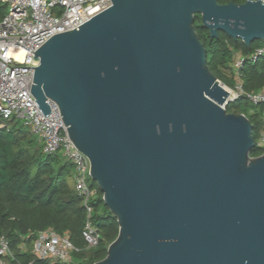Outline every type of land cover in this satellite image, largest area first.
Segmentation results:
<instances>
[{
    "label": "water",
    "instance_id": "95a60500",
    "mask_svg": "<svg viewBox=\"0 0 264 264\" xmlns=\"http://www.w3.org/2000/svg\"><path fill=\"white\" fill-rule=\"evenodd\" d=\"M35 54L32 95L59 107L68 137L120 226L96 264H264V154L252 125L223 107L194 28L247 48L264 41V5L111 0Z\"/></svg>",
    "mask_w": 264,
    "mask_h": 264
},
{
    "label": "trees",
    "instance_id": "16d2710c",
    "mask_svg": "<svg viewBox=\"0 0 264 264\" xmlns=\"http://www.w3.org/2000/svg\"><path fill=\"white\" fill-rule=\"evenodd\" d=\"M231 2L240 5L245 0H218L221 5ZM7 11L8 4L0 2V20ZM194 28L206 50L208 69L228 88L235 83L232 64L236 55L247 58L255 48L264 46V41H260L249 49L241 40L224 32L212 38L200 15L195 16ZM240 76L246 93L264 90V57L254 62L246 59ZM225 109L228 114L244 115L249 120L257 142L264 128V105H253L241 97ZM263 154L264 150L255 146L250 158L256 159ZM90 187L95 195L88 220L83 200L75 189L73 165L60 151L45 154L42 144L20 122H6L5 128L0 129V237H5L9 243L7 264H96L103 261L109 246L118 238L120 226L92 179ZM87 222L97 230L100 238L95 248L88 247L83 235ZM48 229L68 236L76 248L71 263L35 258L36 236Z\"/></svg>",
    "mask_w": 264,
    "mask_h": 264
},
{
    "label": "built area",
    "instance_id": "2783aa9c",
    "mask_svg": "<svg viewBox=\"0 0 264 264\" xmlns=\"http://www.w3.org/2000/svg\"><path fill=\"white\" fill-rule=\"evenodd\" d=\"M248 1V0H245ZM258 2L260 0H250ZM8 4L5 17L0 20V129L6 122L15 120L38 139L47 155L60 151L74 167V182L77 194L82 198L88 220L92 213L90 203L95 195L90 187L91 164L86 155L80 152L68 137L59 107L47 101L51 114L45 116L32 95L35 69L39 66L36 52L52 37L65 32L78 30L94 16L108 10L111 0H0ZM264 5V0H261ZM264 57V46L254 49L245 58L237 54L232 64L235 72L234 87L224 88L229 92L226 104L241 97L253 105H264V90L249 94L243 90L240 71L246 59L256 61ZM264 150V128L255 142ZM84 238L89 248L99 243L97 230L87 222ZM76 248L67 235L61 236L48 229L37 234L33 244V255L39 260L71 263ZM9 243L0 237V264H7Z\"/></svg>",
    "mask_w": 264,
    "mask_h": 264
},
{
    "label": "rangeland",
    "instance_id": "374dc122",
    "mask_svg": "<svg viewBox=\"0 0 264 264\" xmlns=\"http://www.w3.org/2000/svg\"><path fill=\"white\" fill-rule=\"evenodd\" d=\"M21 124H23L22 122H20Z\"/></svg>",
    "mask_w": 264,
    "mask_h": 264
}]
</instances>
